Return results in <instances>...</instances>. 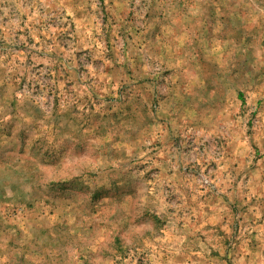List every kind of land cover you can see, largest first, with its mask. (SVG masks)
<instances>
[{
    "label": "rangeland",
    "instance_id": "374dc122",
    "mask_svg": "<svg viewBox=\"0 0 264 264\" xmlns=\"http://www.w3.org/2000/svg\"><path fill=\"white\" fill-rule=\"evenodd\" d=\"M0 264H264V0H0Z\"/></svg>",
    "mask_w": 264,
    "mask_h": 264
},
{
    "label": "crops",
    "instance_id": "0c3cea01",
    "mask_svg": "<svg viewBox=\"0 0 264 264\" xmlns=\"http://www.w3.org/2000/svg\"><path fill=\"white\" fill-rule=\"evenodd\" d=\"M63 1V0H62ZM70 0H68V2H69ZM64 2H66V1H64ZM67 3V2H66Z\"/></svg>",
    "mask_w": 264,
    "mask_h": 264
}]
</instances>
